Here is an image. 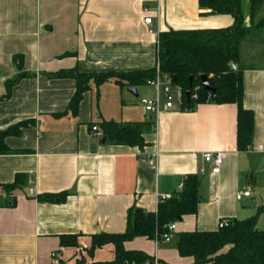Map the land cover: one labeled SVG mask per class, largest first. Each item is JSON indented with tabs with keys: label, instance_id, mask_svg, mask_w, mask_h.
I'll use <instances>...</instances> for the list:
<instances>
[{
	"label": "crops",
	"instance_id": "0c3cea01",
	"mask_svg": "<svg viewBox=\"0 0 264 264\" xmlns=\"http://www.w3.org/2000/svg\"><path fill=\"white\" fill-rule=\"evenodd\" d=\"M146 16L153 17L156 33L149 31ZM263 17L261 0L255 19ZM233 22L230 14L201 8L199 0H0V131L29 121L20 134L0 138V194L1 184L13 182L17 173L28 176L13 192L16 205L0 206V264L112 260V243L89 254L92 235L124 232L131 209L157 210L159 196L180 190L188 174L200 179L198 212L176 222L170 241L137 237L125 243L127 250H141L150 260L157 255L159 264H194L177 250L178 233L215 230L223 218L256 214L264 229L259 211L262 207L264 215V31L240 47L247 67L243 102L255 115L247 150L237 146L236 103L162 109L156 129L145 134L144 148L103 142L102 121L148 119L141 97L154 96L155 87L137 86L135 95L114 76L100 84L93 80L78 114L57 116L66 111L77 81L49 75L76 66L88 74L154 68L159 32ZM156 150L153 166L144 153ZM216 150H225L217 173L202 157ZM247 189L251 197L238 200L237 192ZM63 191L71 193L63 200L38 198ZM248 201L255 206H245ZM73 234L78 246H63L61 237Z\"/></svg>",
	"mask_w": 264,
	"mask_h": 264
},
{
	"label": "trees",
	"instance_id": "16d2710c",
	"mask_svg": "<svg viewBox=\"0 0 264 264\" xmlns=\"http://www.w3.org/2000/svg\"><path fill=\"white\" fill-rule=\"evenodd\" d=\"M261 0H199L200 6L212 14H230L234 22L228 27L216 28H170L158 33V58L161 71L177 77V83L185 92L200 85L198 98L185 100L183 109H194L205 102L218 104L236 103L238 106L237 146L247 150L253 141L255 115L253 110L244 106V71L241 64L240 47L244 39L259 31H264V17L256 20V10ZM248 3V9L245 4ZM247 14L250 23H247ZM19 66L22 60L17 56ZM233 64L237 67L233 68ZM155 67L125 73H83L76 66L70 70L49 73L54 77H74L77 89L69 101L65 112L77 115L84 93L91 88L92 81L98 84L114 76L121 85L137 87L146 84L155 75ZM207 75L215 91L205 90L201 75ZM14 81L8 83L10 88ZM29 121H22L5 131H0L3 139L9 134H20ZM155 121H116L104 120L101 129L107 140L113 144L138 146L147 144L145 134L152 131ZM94 127L91 128V130ZM95 130V129H94ZM6 151V149H1ZM28 176L17 173L13 182L1 184L0 206H15L13 192L22 188ZM70 191L57 194L43 193L41 201H55L57 197L65 199ZM200 179L197 174H188L183 188L173 193L171 198L159 201L157 210L145 211L133 208L128 214V224L124 232H101L92 235L89 254L107 244L115 245V257L112 260H97L87 263L84 257L77 264H144L151 257L141 250H127L125 243L137 237L153 239L156 234L166 232L171 222H177L187 214L198 212ZM262 207L259 208L261 211ZM227 224L215 230H193L178 233L176 248L183 257H193L194 264H264V229L257 226L258 214L244 218H225ZM78 235H63V246H78Z\"/></svg>",
	"mask_w": 264,
	"mask_h": 264
},
{
	"label": "built area",
	"instance_id": "2783aa9c",
	"mask_svg": "<svg viewBox=\"0 0 264 264\" xmlns=\"http://www.w3.org/2000/svg\"><path fill=\"white\" fill-rule=\"evenodd\" d=\"M147 10V9H145ZM145 23L149 26V31L151 33H156L154 29V20L152 16L145 17ZM159 46V40H158ZM237 65L233 64V68H236ZM155 75L153 78L148 79L146 84L154 86L156 89V94L152 97L143 96L141 97V103L145 107L146 111L149 113L148 119L155 121L154 130L156 129V122L159 116V113L162 109H170L175 106L180 107L181 109L185 106V100L187 97V91L185 92L182 85L178 84L177 81H174V78L169 74L163 73L161 71V63L158 58L157 64L155 66ZM200 85L195 86L192 90H188L190 92V98H198L199 96ZM97 129V127H94ZM101 134V133H100ZM159 152L150 151L145 152L144 156L148 160L150 165L156 166L158 163ZM195 156H197L195 154ZM203 159L212 166L213 172L217 173L220 171V168L223 164V160L225 157V150H216V151H207L202 154ZM203 172L204 169H201ZM183 188V182L180 184V190ZM173 193H166L162 196H159V201L171 198ZM238 200L244 201L251 197V191L241 190L236 194ZM227 224V220L225 218L221 219L219 222V226H223ZM176 229V222H171L168 225V229L166 232L161 234H156L154 240L156 244H158L161 240L170 241L172 237V232ZM153 264H159L158 256L155 255V258L152 260Z\"/></svg>",
	"mask_w": 264,
	"mask_h": 264
},
{
	"label": "water",
	"instance_id": "95a60500",
	"mask_svg": "<svg viewBox=\"0 0 264 264\" xmlns=\"http://www.w3.org/2000/svg\"><path fill=\"white\" fill-rule=\"evenodd\" d=\"M200 79L202 81V85L204 87L205 90H208V91H215V88L213 87V84L212 82L209 80V77L205 74L201 75L200 76ZM174 81H177V77H174ZM129 91L135 95H138V91H137V88L136 87H129ZM187 99L190 98V92L188 91L187 92ZM106 136H104L103 138V142L106 141ZM245 206H250V207H253L255 206V202L253 201H248L244 204ZM181 220V218L179 219ZM144 264H153L152 260H148L147 262H145ZM227 264V263H225Z\"/></svg>",
	"mask_w": 264,
	"mask_h": 264
},
{
	"label": "rangeland",
	"instance_id": "374dc122",
	"mask_svg": "<svg viewBox=\"0 0 264 264\" xmlns=\"http://www.w3.org/2000/svg\"><path fill=\"white\" fill-rule=\"evenodd\" d=\"M245 6H246V8L248 9V3H247V4H245ZM141 88H142V87H141ZM147 95H151V94L149 93V94H147ZM260 213H261L260 215L262 216V218H264V215H262V213H263V210H261V211H260ZM258 216H259V215H258Z\"/></svg>",
	"mask_w": 264,
	"mask_h": 264
}]
</instances>
